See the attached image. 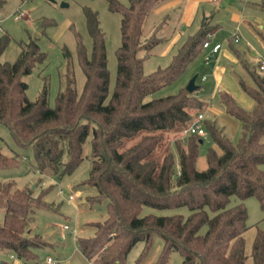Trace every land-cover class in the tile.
Returning <instances> with one entry per match:
<instances>
[{
    "label": "trees",
    "instance_id": "16d2710c",
    "mask_svg": "<svg viewBox=\"0 0 264 264\" xmlns=\"http://www.w3.org/2000/svg\"><path fill=\"white\" fill-rule=\"evenodd\" d=\"M163 1L107 0L108 8L121 15V42L115 50L116 77L111 93L105 35L95 9L83 6L91 37L89 54L76 33L77 59L85 76L83 88L77 92L68 68L52 106L46 84L36 99L26 95L23 76L42 63L46 53L35 37L20 41L12 61L0 59V123L18 145L33 147L36 167L41 172L60 175L80 162L82 144L90 135L91 165L84 183L95 186L98 192L87 200L107 201L105 218L91 222L94 232L76 238L78 249L92 264H124L128 251L140 240L144 245L135 264H143L153 233H159L163 243L150 264H167L173 250L180 252V264H244L247 254L243 233L248 225L243 200L256 197L264 211V70H259L230 40L242 72L238 85L252 100V106L244 108L225 89L218 91L225 113L239 122L237 141L233 143L214 119L205 118V133L219 152L213 147L208 149L204 169L196 168L202 141L197 134L174 139V150L167 148L161 158L157 156L162 132L183 130L206 104L195 92L198 86L193 91L182 86L174 94L144 98L179 78L201 54L203 43L216 28L202 19L168 64L145 73L139 51L151 48L161 38L155 32L143 38V23L151 9ZM258 5L264 10V0ZM46 21L39 23L45 26ZM258 34L264 41V33ZM9 42L7 33L0 35V57ZM137 136L126 144V140ZM64 151L66 163L62 160ZM18 161L16 156L0 151V167ZM231 196L239 202L230 204ZM143 206H185L189 212L142 215ZM0 207H4L0 249L18 258H32L33 249L46 243L31 230L33 214L38 207L50 206L42 202L40 195L34 196L29 187H17L8 181L0 183ZM250 256L252 264H264V227L256 225Z\"/></svg>",
    "mask_w": 264,
    "mask_h": 264
},
{
    "label": "rangeland",
    "instance_id": "374dc122",
    "mask_svg": "<svg viewBox=\"0 0 264 264\" xmlns=\"http://www.w3.org/2000/svg\"><path fill=\"white\" fill-rule=\"evenodd\" d=\"M126 3V0H120ZM190 0H182L183 8ZM214 21L219 23V28L214 39L224 42L223 50L232 52L229 39L236 30L240 39L234 46L246 49L247 57L255 63L256 60L264 57V41L259 36V31L264 33V10L259 7L244 5L243 0H217ZM87 5L98 13L99 25L105 35V49L107 68L109 71V92L111 93L116 77V55L115 50L121 42L119 12L111 11L108 8L107 0H5L0 4V35L7 33L10 36L8 46L3 50L0 59L12 61L18 51L19 42L28 40V37L36 38L40 49L46 53L42 63L36 64L32 71L23 76L27 83L26 95L34 100L40 94L44 84L48 87V103L54 104L55 95L61 87L62 77L68 68L72 71L75 80V87L78 93L81 92L85 80L84 73L77 59V39L79 33L87 53L91 49V37L87 31L83 6ZM193 9V22L182 23L181 13L174 14L170 10L164 13H157L154 9L148 13L143 23L142 36L148 37L151 33L161 38L151 48L139 51L143 57V71L149 73L158 66H165L171 56L177 50L179 44L194 31V26L202 17L203 11L212 8L208 0H196ZM228 13L242 15L243 20L250 21L252 25L236 18L228 16ZM25 14L24 16H20ZM47 20L45 26L39 22ZM251 46V47H250ZM241 49V48H240ZM233 53V52H232ZM219 63L225 67L221 88L229 91L238 103L244 108L252 106L251 98L238 85V75L242 74L238 64H234L225 55L219 54ZM232 66V67H230ZM210 65L205 64L203 53L194 58L186 67L184 73L176 80L158 88L151 95L144 99L160 97L176 93L180 87L186 85L189 77L197 74L195 92L203 101L212 96L216 107H222L219 103L218 92L212 95L214 80L210 75ZM205 75L204 80H200ZM244 78H246L244 76ZM230 90H228L229 88ZM210 107H208L209 109ZM223 108V107H222ZM208 115L209 110H207ZM205 116L209 119L211 115ZM211 119V118H210ZM217 126L235 143L239 136V122L232 116L220 110L215 117ZM163 142L156 149V154L162 157L164 150H174L173 140L184 139L182 130L179 132L163 131ZM126 140L130 145L136 139ZM199 143L196 168L206 167V154L210 147L219 152L209 133L201 136ZM65 141L63 147L65 149ZM0 151L6 155H13L18 158V163L10 166L0 167V183L8 181L17 187H29L34 196L40 195L42 202L50 208L38 207L33 214L31 230L40 235L46 241L45 244L33 249L34 256L29 259L18 258L15 254L0 249V261L6 264H49L47 257H50L52 264H92L78 249L76 238L88 236L94 232L91 222L102 220L107 213V201H89L88 196L97 194L95 186L84 183L90 169V135L82 144V159L70 171L63 175L59 173L41 172L36 167L34 151L31 145H18L9 129L0 123ZM62 160L66 163V152H63ZM63 163V162H62ZM61 168V167H60ZM60 170V169H59ZM239 202L236 196L230 197V204ZM243 203L247 209L246 223L248 228L243 233L245 239V253L247 258L244 264H252L250 256L251 244L256 231V225L264 227V211L261 210L259 202L254 196L246 197ZM4 207H0V222L3 219ZM186 215L187 207L177 208H156L143 206L141 214L154 213L167 215L172 213ZM68 228H64L63 225ZM162 238L159 233H153L152 244L147 258L143 264H150L159 253L162 247ZM143 241H137L128 251L124 264H135L136 259L143 249ZM182 256L179 251L173 250L167 264H180Z\"/></svg>",
    "mask_w": 264,
    "mask_h": 264
},
{
    "label": "crops",
    "instance_id": "0c3cea01",
    "mask_svg": "<svg viewBox=\"0 0 264 264\" xmlns=\"http://www.w3.org/2000/svg\"><path fill=\"white\" fill-rule=\"evenodd\" d=\"M195 1L196 0H190L185 5V8H183V6L181 7L182 3H184V2H182V0H166V1H163V2L158 3L156 6H154L153 9L157 13H164V12H166V10H170V9L174 12V14H180L181 13V18H180L181 22L182 23H185V24H190L194 20L193 19V9H194V6H196L195 5ZM208 1L211 3L212 8L206 9V12L203 11L202 17L200 18L199 22L194 26V28H195L194 31L199 27L200 22H201L202 19L209 20V23L210 24L216 25L215 30L209 35V40L211 42H220L222 46H221L219 52L211 59V61L209 63H205L207 65H210V67H209V69H210V75L212 76V78L214 80V86H215L214 87V90H212V93L211 94L214 95L220 89H224V88H221L220 87V84H221V82L223 80V75H224V72H225V67L219 63V54L221 53L222 55H225L234 64H237V58L235 57V55L231 51L226 50V49L223 50V46H224V42L223 41L214 39V35L216 34V32H217V30L219 28V23L218 22H215L213 19H214V16H215L216 8L218 6L217 3L219 1H217V0H208ZM258 2H259V0H243L244 5H247V6H250V7H253V8L254 7H259L260 8V6L258 5ZM228 16H234V17L236 16V18L238 20H239V18H241V21L245 22L243 20V18H242V15H239V14L236 15L235 13L234 14L233 13H228ZM193 23H195V21ZM245 24H247L248 26L249 25H252V23L250 21H246ZM236 36L238 37V40L237 41H234V38ZM239 39H240V34L235 30L234 33H233V35H232V37H231V40H232L233 43H236L237 44V42L239 41ZM229 41H230V39H229ZM239 48H241L242 50H244L245 53H246V56H247L246 49H244L243 47H239ZM201 53H203V56H204L205 49H203ZM261 59L256 60L255 64H257L258 61L261 60ZM230 67H232V66H230ZM203 76L206 78L205 75H202L201 78ZM190 78L191 77H189V79ZM201 78H200V80H201ZM195 84H196V80H195ZM228 90H230V88ZM197 96H198V94H197ZM204 102H205L206 105H205V108L203 110H201V111H203L204 114H205V116H207L208 115L207 110H209V113H210L209 115H211L210 118L211 119H214L216 121L215 117L217 116V113H219L221 109L223 110V108L222 107L219 108V107H216L214 105L213 100H212V96H210V98H208V100L207 101H204ZM208 107H210V108L208 109ZM63 227H64V225H63ZM46 261H47V259H46Z\"/></svg>",
    "mask_w": 264,
    "mask_h": 264
},
{
    "label": "built area",
    "instance_id": "2783aa9c",
    "mask_svg": "<svg viewBox=\"0 0 264 264\" xmlns=\"http://www.w3.org/2000/svg\"><path fill=\"white\" fill-rule=\"evenodd\" d=\"M25 14H21L20 16H24ZM238 37L236 36L234 38V41H237ZM221 43L220 42H211L209 39L206 40L203 43V49H205V53L203 56V59L205 63H209L211 59L219 52L221 48ZM257 67L259 70H264V58L258 61ZM205 77L203 76L201 80H203ZM205 114L203 111H198L192 120V122L186 126L182 132L183 135H192V134H197L198 136H205V128L203 126V120L205 119ZM64 228H68V226L65 224ZM47 263L52 264V260L50 257L47 258Z\"/></svg>",
    "mask_w": 264,
    "mask_h": 264
},
{
    "label": "water",
    "instance_id": "95a60500",
    "mask_svg": "<svg viewBox=\"0 0 264 264\" xmlns=\"http://www.w3.org/2000/svg\"><path fill=\"white\" fill-rule=\"evenodd\" d=\"M196 78H197V74L191 76V78L188 80V82L185 85L186 90L193 91L194 89H196L197 87V85L195 84Z\"/></svg>",
    "mask_w": 264,
    "mask_h": 264
}]
</instances>
